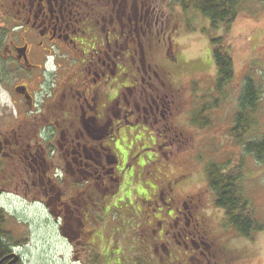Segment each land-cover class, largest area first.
<instances>
[{"label": "rangeland", "instance_id": "obj_1", "mask_svg": "<svg viewBox=\"0 0 264 264\" xmlns=\"http://www.w3.org/2000/svg\"><path fill=\"white\" fill-rule=\"evenodd\" d=\"M159 4L160 17L154 18L152 11L147 24L148 61L139 55L137 65L141 66L139 76L148 79L153 75L151 81L159 88L155 95L160 100V119L155 121L148 113L149 118L140 119L146 123L120 129L112 143L118 155L114 166L119 181L109 188L101 180L82 186L72 173H65L69 159L58 151L52 154L49 174L57 171L55 193L59 188L62 193L51 200L46 189L33 185L35 171L26 170L15 151L13 155L0 153V210L5 215L4 231L9 233L5 241L25 264H203L198 258L186 261L180 255L184 251L174 234L188 225L193 228L194 218L200 226L191 237L210 254L207 258L199 250L198 257L210 259L211 264H264V232L251 239L240 236L215 205L207 175L212 163L227 164L228 171L239 173L243 193L264 225V163L246 154L243 146L264 135V4L242 0L227 32L211 30L207 18L193 8L183 10L177 0ZM218 37L234 62V78L222 91L217 89L211 46V39ZM17 42H21L19 36ZM35 60L39 63L37 57ZM55 65L51 58L47 77ZM41 75L40 71L34 78L29 72L14 71L2 76L0 67V78L5 80L0 79V134L44 127L45 116L52 114L48 97L52 83L47 78L43 83ZM248 77L262 94L251 113L254 125L239 142L231 129ZM25 82L36 94L34 111L41 109V117L25 116L29 107L15 89ZM198 112H207V124H194ZM48 136L45 133L43 141ZM49 202L55 205L54 213L46 204ZM66 203L71 210L64 225L61 213ZM163 243L167 249L162 248Z\"/></svg>", "mask_w": 264, "mask_h": 264}, {"label": "flooded vegetation", "instance_id": "obj_2", "mask_svg": "<svg viewBox=\"0 0 264 264\" xmlns=\"http://www.w3.org/2000/svg\"><path fill=\"white\" fill-rule=\"evenodd\" d=\"M160 1L0 0L2 72L5 75L14 71L19 74L29 72L36 78L41 71L39 78H43V83H52L48 93L52 114L45 116L44 127L35 128L37 134L24 129L14 130V135L1 132L0 153L15 151L16 159L23 162L25 169L35 171L31 176L33 185L37 183L46 189L45 195L49 199L62 193L60 188L55 193L57 171L49 174L52 173L49 171L52 169V154L61 151L67 155L65 173H72L82 186L86 182L101 180L109 188L112 182L120 179L114 166L118 163V155L112 145L120 129L133 123H146L140 119L149 118L148 113L159 122L160 100L155 95L159 88L151 81L153 75H148V79L139 76L141 66L137 65V57L140 55L148 61L151 44L148 43L150 26L148 28L147 24L150 25L152 11L154 18L160 17ZM51 58L56 65L51 69V77H47L46 65ZM156 74L159 76L158 72ZM1 81L5 83L3 78ZM20 87H25V93L17 91ZM15 89L29 107L25 116H43L41 109L34 111L36 94L28 82ZM39 112L42 115H38ZM155 127L154 124L151 126L152 129ZM48 132L45 142L43 136ZM46 204L54 213L55 205ZM70 208L66 203L64 214L61 213L64 225L68 224L66 213ZM176 217L178 215L172 219ZM197 219L194 218L193 228L189 229L191 226L188 225L174 233L177 245L184 251L180 255L186 261L194 257L198 262L207 264L209 261L211 264L210 259L205 261L198 257L200 243L191 237L200 226L199 222L196 224ZM165 243L163 249H167ZM186 250L191 252L185 253ZM207 251L203 248L201 254L208 258ZM0 264L25 263L11 248V253L2 255Z\"/></svg>", "mask_w": 264, "mask_h": 264}, {"label": "trees", "instance_id": "obj_3", "mask_svg": "<svg viewBox=\"0 0 264 264\" xmlns=\"http://www.w3.org/2000/svg\"><path fill=\"white\" fill-rule=\"evenodd\" d=\"M183 10L195 9L210 22L213 31L229 30L231 23L238 14L242 0H177ZM264 4V0H260ZM0 35V61L3 48V38ZM212 56L217 72V89L222 91L234 78V62L228 48L223 45L222 37L211 39ZM1 67V66H0ZM2 72V76H3ZM1 76V77H2ZM2 79V78H0ZM262 90L250 77L246 78L239 96V108L234 118L231 135L235 140L243 142L249 133L254 120L253 112L261 100ZM204 112V111H203ZM207 112L195 113L193 122L202 125L208 122ZM246 154L264 163V135L261 138L247 140L243 143ZM229 166L212 163L207 168L210 190L215 194V205L225 212L226 219L240 236L251 239L256 233L264 232V225L255 216L252 203L243 193L240 185L241 175L228 171ZM5 215L0 210V258L11 253L10 245L5 241L8 234L4 231Z\"/></svg>", "mask_w": 264, "mask_h": 264}, {"label": "water", "instance_id": "obj_4", "mask_svg": "<svg viewBox=\"0 0 264 264\" xmlns=\"http://www.w3.org/2000/svg\"><path fill=\"white\" fill-rule=\"evenodd\" d=\"M17 91L21 92V93H25L26 89H25V87H20V88H17Z\"/></svg>", "mask_w": 264, "mask_h": 264}]
</instances>
